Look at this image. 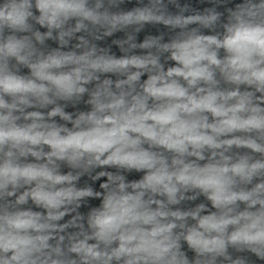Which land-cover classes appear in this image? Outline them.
Here are the masks:
<instances>
[{"label":"clouds","instance_id":"1","mask_svg":"<svg viewBox=\"0 0 264 264\" xmlns=\"http://www.w3.org/2000/svg\"><path fill=\"white\" fill-rule=\"evenodd\" d=\"M0 264H264V0H0Z\"/></svg>","mask_w":264,"mask_h":264}]
</instances>
